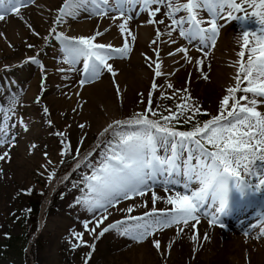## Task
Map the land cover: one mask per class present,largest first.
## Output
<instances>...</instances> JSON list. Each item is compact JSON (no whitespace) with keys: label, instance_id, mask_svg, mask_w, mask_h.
<instances>
[{"label":"snow or ice","instance_id":"snow-or-ice-1","mask_svg":"<svg viewBox=\"0 0 264 264\" xmlns=\"http://www.w3.org/2000/svg\"><path fill=\"white\" fill-rule=\"evenodd\" d=\"M27 2L34 3V0ZM25 5L26 0H0V21L10 13L18 14ZM244 5L256 10L250 15H238L237 13L245 11ZM137 6L139 11L150 16L147 23L159 25H165V20L155 18L161 12V7L165 8L164 15L170 20V24L165 25V31L170 40L173 33L178 32L188 45L195 44L205 57L208 55L205 50L214 48L217 44L223 27L220 21H249L255 18L258 27L255 30L245 29L239 34L243 43L237 53L240 59L233 78L235 84L226 89L227 95L220 103L218 114L212 115L209 120L202 124L196 120L190 130L176 128L173 121L179 123L183 118L184 123H189L201 112L198 103H189L192 97L185 87L183 92L188 94L181 99L186 103L177 105L176 111L166 109L168 115L159 113L152 106L150 92L144 112L133 113L128 119L114 120L100 132V137H105L104 158L98 167L93 168L91 175L84 177L87 191L76 201L93 214L92 219L82 222L84 231L90 235L95 234L97 228L112 215L110 210L127 215L106 225L97 238L114 230L137 242H143L158 231L173 226H177V234L182 233L190 222H194L191 226L195 229L201 223V217H207L210 226L218 224L223 227L224 218L237 212L246 213L249 209L259 207L260 215L264 216V112L258 110V105L264 104V0H64L53 20L54 26L49 29V35L62 42V62L70 65L68 70L77 71L76 66L83 62L79 69L82 76L79 81L81 86L94 83L105 71L113 77L116 76L117 73L109 61L126 58L131 51L128 37L134 42L136 36L128 25L133 19L132 14L137 11ZM153 6L156 7L153 9ZM82 12H87L90 17L101 18L113 13V21L122 20L118 28L124 37L123 46L114 47L111 43L97 42V38L103 36L108 29L78 37L57 31L56 26L66 23L68 18H77ZM181 12L184 15H179ZM204 12L208 13V19H205ZM29 28L31 29L30 25ZM31 31L33 35H39L34 29ZM156 32L159 38L160 29L157 28ZM48 38L46 36L44 39ZM171 42L176 43L175 40ZM27 46L34 47L31 44ZM154 51L159 60V50ZM188 51L187 47L182 46L168 55L183 53V58L190 62ZM246 51L247 61L244 60ZM38 55L28 58V62L35 63L44 70L45 66ZM197 63L202 65L203 60H198ZM58 70L66 71L63 67ZM163 75L161 64L156 63L155 76ZM46 79L45 71L42 75V91ZM204 79H208L207 73L204 74ZM245 82L246 86L241 87ZM166 87L173 86L169 83ZM157 88L154 81L152 89ZM180 91L177 89L173 95ZM116 92L119 96V85H116ZM238 92L243 95L237 98ZM39 102L38 96L36 103ZM18 104L16 96H11L5 103L0 104V147L6 144L14 146L16 135L12 129L17 125L11 121L16 115ZM189 110L191 115H187ZM43 111L45 114L49 113L46 106ZM149 114L158 118L152 119ZM19 124L24 131L28 130L23 117H19ZM79 127L84 128L85 125L80 124ZM108 136L111 139H107ZM32 147L35 148V145ZM68 148L70 149V143ZM76 155H79V149ZM5 157H9L8 151L0 154V160ZM48 163L51 164V161ZM55 175L53 170L48 179L52 180ZM157 188H161L166 195L160 196ZM30 192L31 189L28 194ZM149 193L151 209H148L146 199L140 204L119 207L124 201H135ZM159 201L171 207L157 209L156 204ZM137 207L148 210L142 215H131ZM90 224L93 225L91 229ZM180 225L183 227H179ZM74 235L79 242L73 244V248L86 243L83 232ZM192 239H197L196 233H193ZM208 239L207 233H204L203 240ZM153 244L159 252L160 241L155 239ZM90 247L94 250L95 245ZM168 247H171V243ZM88 256L90 258L91 252Z\"/></svg>","mask_w":264,"mask_h":264},{"label":"bare ground","instance_id":"bare-ground-1","mask_svg":"<svg viewBox=\"0 0 264 264\" xmlns=\"http://www.w3.org/2000/svg\"><path fill=\"white\" fill-rule=\"evenodd\" d=\"M64 0H34L28 7L19 10V13H13L10 17L0 21V71H4L7 75L20 72L22 75V84L19 88L17 98L19 104L16 107V115L12 117V122L16 123V128L12 131L16 135L14 146H9V157L14 158L12 165H7L4 160H0V173L7 172L10 168L16 170L15 177L20 183L32 181L30 176L31 170H37L41 167L45 178L54 170L56 172L60 165V160L63 159L61 153V139L66 136H72L77 148H81L89 143L94 134L98 135L99 141L100 132L103 131L109 123L114 120H124L130 118L133 113L144 112L146 105L149 102V93H152V106L159 113H162L163 101L159 100V95L163 92L165 95L181 90V96L186 97L188 93L183 92L187 87L192 98L199 97L205 100L207 108L213 115L218 114L220 103L225 95L226 89L235 84L234 77L238 70L239 57L237 53L242 47L243 30H255L258 25L255 23V18L249 21L242 20H222L219 23L223 25L220 30V35L217 44L214 48H210L205 57L202 51H199L195 45H188L187 42L174 32L171 40L165 31V25L170 24V20L162 11L166 9L161 7V12L158 14V20L164 19L165 25L149 24L147 21L150 16L139 11L134 12L133 19L129 21L128 27L135 34L136 39L133 42L128 37V43L131 51L126 58H117L110 60L113 65L115 77L106 71L94 83H87L83 86L79 81L82 78L79 69L82 68V63L78 64L77 71H71L70 65L62 62V42H55V46L50 45L53 36L49 35V29L53 25L58 9L63 5ZM239 2V0H238ZM26 3L27 0H26ZM245 11L237 13L238 15H250L256 10L249 5H244ZM208 13L204 12L205 19H208ZM113 13H109L106 17L92 16L87 12H82L77 18H68L67 22L58 25L59 31L64 32L67 36H88L94 34L97 30L104 32L103 36L97 38V42L111 43L114 47H122L124 37L121 35L118 24L122 20L113 21L111 17ZM179 15H184L181 12ZM34 29L39 35H33L31 29ZM208 26V25H205ZM159 28L161 35L157 38L156 29ZM170 30V29H169ZM49 38L45 40L44 38ZM40 41L43 46V54H41V63L45 66L44 70L27 65H32L28 62V58L36 56L29 53L27 45L37 44ZM156 43H152L153 41ZM11 45V46H9ZM187 47L189 49L188 56L191 58H183V53H176L174 56H169V52H174L179 47ZM18 49V51H16ZM154 49L160 52L159 60L156 57ZM40 58V56H38ZM150 58V59H146ZM248 52L246 51L244 60L247 61ZM198 60H203V64L197 63ZM151 62L154 66L149 67ZM3 64L6 67L3 68ZM161 64V71L164 73L161 77L155 76V64ZM196 66L202 68V73H207L209 83L205 84L203 80L197 81L198 72H194ZM209 66V67H208ZM66 69L61 72L58 69ZM37 68V69H35ZM46 71L47 79L41 89L42 75ZM158 85V88L153 90L152 84ZM172 84V88H167V84ZM116 85H119L120 94L117 95ZM246 86L242 84L241 87ZM143 94L142 96L140 94ZM239 92L236 93L237 98ZM40 97L39 104L47 106L50 109L49 119L46 124L42 118L37 97ZM251 96V95H249ZM264 99V98H262ZM184 101L183 99H181ZM231 105V101H230ZM258 110L264 112V104L258 105ZM31 113V115H29ZM150 118L156 119L158 117ZM19 117H23L27 124L28 130L24 129L19 124ZM33 119L37 120L34 123ZM51 121V124L48 122ZM163 122V121H162ZM84 124V128L79 125ZM55 132L63 133L57 135ZM42 134H47L49 149L45 155L46 146L36 145L32 141V137H37ZM84 139L82 143H79ZM35 145V150L30 147ZM105 146L102 145V148ZM101 148L97 150L99 152ZM96 152V153H97ZM4 151L0 148V154ZM30 153V156H28ZM98 154V153H97ZM104 156L98 157L97 161L101 162ZM51 161V164L48 163ZM100 163H96L94 167H98ZM93 168L88 169V175L92 174ZM243 174V173H242ZM7 186L0 182V213L4 212L7 203ZM87 191L84 177L81 178V183L77 194L72 190L71 196L74 201L72 206L66 204L62 214L49 218L44 221L42 216L40 234L46 233L49 229H57V235L52 239L45 253L49 254V262L47 264H66L64 259L60 260V244L64 241L69 246L70 250L77 254L79 247L73 248V244L78 243L76 233L83 232L84 250L81 252L79 264H91L98 260V264H264V216L260 215L261 209H249L246 213L237 212L231 216L225 217L224 222H230L232 227L221 229L216 224L209 225L207 217H201V223L195 229L192 228L190 222L184 232L177 234V226H173L162 231H158L153 237H149L143 242H137L130 239L128 236L121 235L117 231L110 230L102 237H98L99 232L109 223L123 219L127 214L124 212L110 210L112 215L108 220L97 228L95 234L85 232L83 221L90 220L93 214L88 212L85 207L77 204L84 192ZM160 196L166 194L161 188L156 189ZM148 200V209L152 208L151 193L145 197H138L135 201H124L119 205L120 208L135 204H140L142 200ZM157 209L171 207L164 202L159 201L156 204ZM43 208V214L45 211ZM148 209L137 207L131 214L134 216L142 215ZM72 212L78 220L69 216ZM4 218L0 216V223ZM57 223V224H56ZM131 223V222H130ZM93 225H89L91 229ZM179 227H183L180 225ZM193 233L197 234V239H192ZM204 233H207L209 239L203 240ZM245 233H248L247 235ZM67 239H66V238ZM64 238V239H63ZM114 241L111 246L107 243L109 240ZM158 239L161 243L159 252L153 244V240ZM171 243V247L168 245ZM94 244V250L90 245ZM103 246L102 251H106L104 255L100 252H95L96 248ZM91 252L89 258L88 254ZM74 254V255H75ZM76 256V255H75ZM100 256V257H99ZM99 257V259H97Z\"/></svg>","mask_w":264,"mask_h":264},{"label":"rangeland","instance_id":"rangeland-1","mask_svg":"<svg viewBox=\"0 0 264 264\" xmlns=\"http://www.w3.org/2000/svg\"><path fill=\"white\" fill-rule=\"evenodd\" d=\"M29 4L30 3H26V5L22 6L20 10L28 7ZM12 14L13 13L6 15L5 19L10 17ZM1 24L2 23L0 22V25ZM59 30L60 29H58V31ZM129 39H131L130 36ZM57 41L58 40H56L53 36L50 45L54 47L55 42ZM28 49L30 54L33 52L36 55L39 54V59L42 60L41 54H43L44 46L39 40L37 41V44H34V47ZM16 51H18V49ZM2 65L3 68L6 67V64L2 63ZM35 65L37 64L32 63V65L30 66L27 65L26 68H30L31 66ZM151 66H154V62H151ZM35 67L38 68L39 66L37 65ZM202 71L204 70H202V68H200L199 66L195 67L194 72L199 73L197 81L203 80L205 84H208L209 77L207 80L204 79L205 73H202ZM21 81L22 75L20 74V72L12 75H7L4 71H0V104L5 103L11 96L17 97L19 88L22 84ZM173 93L165 95L163 92H161V94L159 95V100L163 101V110L161 112L164 115L169 114L166 109H172L173 111H176L177 105H183L184 103H186L185 100L182 101L179 98L181 96V92L177 93L175 96L173 95ZM240 95H243V93H240L239 96ZM189 103H198L201 106V112L196 114L195 119L189 123H184L183 118L180 119L179 123L173 121L176 128H178L179 130H190L196 120L200 121L202 124L204 121L209 120L213 115V113L206 109L208 102L201 99L200 97L198 99L192 98V101ZM45 106L38 103V107L40 108L41 114L43 115L42 118L45 120L44 124H46L47 120L50 118L49 107L46 106L49 110L48 114H45L43 111V108ZM205 112L208 114H203ZM29 115H31V113ZM187 115H191V110L188 111ZM33 121L34 123H37L36 119H33ZM57 133L58 132H55V134ZM47 138V134H42L37 137H32V141L39 146L45 144L46 151L44 153H47V150L49 149V142L47 141ZM74 139L76 142L78 141L72 136H66L65 139H61V151L64 152V154L66 152L67 153L63 157V159L60 160V165L57 168L55 172L56 175L52 180L44 177L41 167H39L37 170H31L30 176L32 177V181H30L29 184L27 182L23 184L20 183L15 177L16 170L13 168H10L3 174L0 173V182L3 185L7 186L6 195H8V201L4 206L5 210L4 212L0 213V216L4 218L2 223H0V264H47L49 262V254L45 252L47 249H49L48 246L52 239L57 235V229H49L46 233H41L38 237H35V233L37 232H35V228L37 230V228L39 227V223L41 222L40 220L42 210L44 207L46 208L43 214V219L44 221H46L49 218H54L62 214V211L65 210L66 204H70V206H72V203L74 201L73 196H71L72 190H75V194L78 195L77 191L81 183V178L88 175V169L91 170L93 166L96 165V163H100L99 161H97V158H102L104 156V150L106 147L105 145L102 148V145L105 144V137H102V139L99 141V137L96 134L93 135L87 145L84 146L83 143L80 149L76 147ZM107 139H111V137L108 136ZM82 141H84V139H82ZM69 143L70 149L68 148ZM29 144L31 150L34 151L35 148L32 147V143L29 142ZM97 145H99V147L101 148L99 152H97V150L99 149ZM208 147L211 149L210 145ZM0 148H2V150L5 152L9 150V145L6 144ZM77 149H79V155H76ZM28 156H30V153H28ZM65 159L66 161H69L70 164H64ZM62 160L63 163H61ZM13 161H15L14 158H8L4 160L7 165H12ZM78 164L79 167H77ZM68 174H70V176L67 179L66 176ZM30 188H32L34 191L33 196L25 195L24 192H26ZM54 192L56 193L55 195H53L50 205L49 196ZM30 198L35 199V203H33ZM31 206L34 207V210L33 213H31L32 215L30 217L28 213ZM256 209L259 210L260 208L256 207ZM68 214L75 220H78V218L72 212H69ZM262 225H264V221ZM113 241L114 238L107 242L109 246L112 245ZM65 242L66 241L60 244V260L64 259L66 261V264H79L78 260L81 257V252L85 248L84 244H81V246L77 249L79 252L75 254L70 250L69 246ZM102 249L103 246H101L100 248H96L95 252H100L103 256L106 251L104 252L102 251ZM99 257H97V259H99ZM91 264H98V260Z\"/></svg>","mask_w":264,"mask_h":264}]
</instances>
